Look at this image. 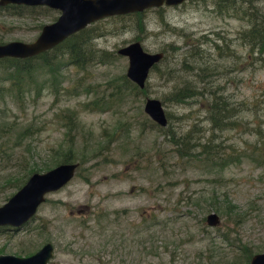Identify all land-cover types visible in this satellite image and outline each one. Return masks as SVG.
Wrapping results in <instances>:
<instances>
[{"label":"rangeland","instance_id":"rangeland-1","mask_svg":"<svg viewBox=\"0 0 264 264\" xmlns=\"http://www.w3.org/2000/svg\"><path fill=\"white\" fill-rule=\"evenodd\" d=\"M219 4L187 0L99 19L92 25L101 34L92 45L113 57L84 69L65 58L43 68L35 62L28 73L0 63V147L9 155L0 164V186L19 158L36 172L55 166L66 150L78 163L70 181L47 193L22 227H0V253L75 240L70 251L87 254L91 264H230L241 245L264 250V161L252 149L264 127L253 126L261 117L253 118L251 106L264 99V54H250L240 38L246 22L236 6L224 11ZM255 4L264 12V0ZM45 8L19 15L0 9V43L32 41L59 14ZM134 41L165 55L140 92L123 89L128 60L115 53ZM185 78L205 91L202 98L170 99ZM219 87L248 127H209L205 101ZM146 98L161 102L166 126L143 112ZM185 133L200 143L211 139L213 152L195 147L194 155L177 154L171 139ZM16 190L0 188V206ZM210 212L218 215L217 226L205 223ZM56 259L71 261L61 253Z\"/></svg>","mask_w":264,"mask_h":264},{"label":"water","instance_id":"water-1","mask_svg":"<svg viewBox=\"0 0 264 264\" xmlns=\"http://www.w3.org/2000/svg\"><path fill=\"white\" fill-rule=\"evenodd\" d=\"M187 0H0V7L16 4L26 6H45L59 12L50 23L43 24L36 37L29 42L12 40L0 43V59L5 57L24 59L34 57L62 42L71 34L88 24L108 16H117L162 4L178 5ZM118 54L128 59L125 76L139 88H143L152 67L161 61L162 52H146L138 41L118 49ZM144 113L161 127L167 125V118L158 99L146 98ZM78 163H59L44 172L31 173L26 181L0 206V226L20 228L33 217L45 195L55 191L74 176ZM208 226L219 224L216 213L205 216ZM50 243L27 257L0 254V264H45L51 257ZM264 263V252L253 256L251 264Z\"/></svg>","mask_w":264,"mask_h":264},{"label":"trees","instance_id":"trees-1","mask_svg":"<svg viewBox=\"0 0 264 264\" xmlns=\"http://www.w3.org/2000/svg\"><path fill=\"white\" fill-rule=\"evenodd\" d=\"M219 3V5L224 8V11H230V9L236 6L235 0H219ZM23 8L33 10L34 8L45 7L16 4H9L4 7H0V9H11V13L16 15H19V11ZM234 13L246 22L245 27L240 31V38H242L249 47V53L251 54L255 52L259 55H263L264 12L262 11V9L255 4V0H245L244 4L241 3L239 7L236 6ZM95 22L71 34L53 48L39 53L38 55L32 58L18 59L5 57L0 59V63H4L7 66H12V68L18 69L21 72L28 73L35 69V62L38 65H41L43 68L52 66L55 60L59 58H65L67 62H69L71 65L78 69H84L86 64L93 60H95L96 62H105L104 60L113 57V53L112 51L98 50L93 47V39L101 34L98 30V27L92 25ZM226 46L227 45L225 44V47ZM189 53L194 60V57L197 56L198 51L194 52V49H192ZM164 58L165 55L164 57H162L161 60H163ZM190 66L191 63L190 65H187V68H189ZM157 67L158 66H156L155 64L152 67L151 71H155ZM198 70L201 71L204 70V68H199ZM166 77L170 80H172L173 78V76L171 75ZM200 79L203 78L201 77ZM120 80L123 89L128 88L131 89V91L133 90L134 92L141 91V89H139L137 85L127 79L125 75H121ZM183 80L184 81L179 87H173V90H171V100L175 102H182L183 100L194 96H200V98L203 97L205 91L196 88V85L193 84L195 80H187V78ZM18 81V79L15 80L13 85L17 86ZM116 86L117 87L112 86L111 88H115V93L118 94L121 92V89L119 88V85ZM222 90L223 89L219 87L217 90L219 93L217 91L215 93H211L210 95H208V98L205 101L206 120L209 123V127L218 129L220 131H223L230 127H238L240 125L248 127L247 122H245L242 117H240L239 114L236 113L238 110H235L234 105H232L226 98V96L222 94ZM109 94H111V92ZM251 106L253 118L258 119L259 117H261L257 123L256 121L254 122L253 126L264 127V99L262 100V104H260L259 102L254 104L253 102L251 103ZM166 117H168V114H166ZM67 129L68 131H71L70 127H67ZM208 141L210 143H200L194 140V138H192L189 133H185L177 139H171V142H174V145L176 146L175 151L179 155H194V153L191 151L193 150V148L197 147L199 148V153L203 151L207 156H209V153H212L213 151L211 148H209V146H211V139H208ZM252 149L256 150L258 152L257 154L264 161V138H262L258 145L254 144ZM8 157L9 155L7 154V150H5L3 147H0V164L1 162H4L7 165L9 162ZM73 159L74 157L71 151L66 150L54 158L52 165H56L58 163L71 162L73 161ZM26 161L27 160H25L24 158H19V160L13 163V167L8 171V173L4 177L3 186H13L18 189L26 181L29 174L38 170L37 168L32 167L25 168ZM50 167L46 165L43 167V169L47 170ZM13 169L16 171L11 173V170ZM3 186H0V188H2Z\"/></svg>","mask_w":264,"mask_h":264},{"label":"flooded vegetation","instance_id":"flooded-vegetation-1","mask_svg":"<svg viewBox=\"0 0 264 264\" xmlns=\"http://www.w3.org/2000/svg\"><path fill=\"white\" fill-rule=\"evenodd\" d=\"M85 213H87L86 210L83 211V214H85ZM205 223H206V221H205ZM210 227H213V226H210ZM7 229L13 231V230H17L19 228L8 227ZM0 230H2V228ZM109 237L112 239L113 235H110ZM37 239L40 240L39 237ZM46 243L51 244L52 254H51V257H49L46 260L45 264H91V261L89 259H86L88 256L87 254L83 255V252L70 251L69 248L74 247L75 240L69 241L68 243L66 242L65 244L62 243L61 245L58 246L57 249H56V245L54 244L55 243L54 241H52V240L41 241L40 243L37 242V243H33L30 246H27L21 254L12 253L10 251L7 253H4V254L18 256V257H27V256L32 255L36 251H38ZM38 244H40V245H38ZM239 249H240V254L238 256H236L235 258H233V261L230 264H251V260H252L254 255H256L257 253L264 252V250L259 251V252H252V249L250 247H247L246 245H241L239 247ZM58 253L66 254L67 257L70 258L71 261L67 262V261H61L59 259H56V256ZM0 254H3V253H0ZM94 258H95L96 262L101 263V261L98 259V257H94ZM262 264H264V263H262Z\"/></svg>","mask_w":264,"mask_h":264},{"label":"bare ground","instance_id":"bare-ground-1","mask_svg":"<svg viewBox=\"0 0 264 264\" xmlns=\"http://www.w3.org/2000/svg\"><path fill=\"white\" fill-rule=\"evenodd\" d=\"M145 10V9H144ZM125 15V14H123ZM140 43V41H138ZM142 46V45H141ZM118 49L115 51V53H117ZM29 58H32V57H29ZM128 59V58H127ZM152 123H154L156 125V123L152 120ZM109 141V140H108Z\"/></svg>","mask_w":264,"mask_h":264}]
</instances>
